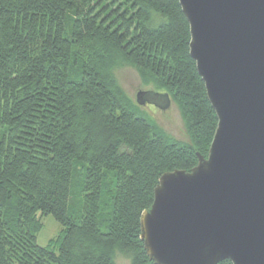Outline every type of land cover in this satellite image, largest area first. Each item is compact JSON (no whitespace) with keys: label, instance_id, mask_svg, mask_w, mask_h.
I'll return each mask as SVG.
<instances>
[{"label":"trees","instance_id":"trees-1","mask_svg":"<svg viewBox=\"0 0 264 264\" xmlns=\"http://www.w3.org/2000/svg\"><path fill=\"white\" fill-rule=\"evenodd\" d=\"M189 39L178 0H0V264H115L116 251L153 264L140 214L163 172L207 155L217 123ZM123 65L168 95L183 139L125 93ZM47 214L62 228L40 246Z\"/></svg>","mask_w":264,"mask_h":264},{"label":"water","instance_id":"water-1","mask_svg":"<svg viewBox=\"0 0 264 264\" xmlns=\"http://www.w3.org/2000/svg\"><path fill=\"white\" fill-rule=\"evenodd\" d=\"M217 118L207 155L163 172L139 217L153 264H264V0H178ZM135 102L164 109L166 93Z\"/></svg>","mask_w":264,"mask_h":264},{"label":"rangeland","instance_id":"rangeland-1","mask_svg":"<svg viewBox=\"0 0 264 264\" xmlns=\"http://www.w3.org/2000/svg\"><path fill=\"white\" fill-rule=\"evenodd\" d=\"M114 76L117 83L125 91V93L135 101L136 93L140 89L142 90H160L159 87L154 86L151 83L145 84L139 77L138 72L131 66L123 65L114 70ZM153 110H152V109ZM150 110L154 113H150L153 118L158 122L162 129L177 139H183L185 137V130L183 122L180 118L179 111L173 102H170L168 107L164 109L157 108L155 105H151ZM146 109V108H145ZM148 110V109H147ZM2 135V129L0 128V137ZM81 174L78 170L76 175L73 176L74 187L77 185V196L74 199L75 207L78 209L80 204V187H81ZM73 187V189H74ZM75 194H71L73 197ZM74 198V197H73ZM76 210V209H75ZM42 229L37 234V244L40 246H46L49 240L60 232L62 225L54 219L51 214L44 215L41 219ZM115 264H131V258L128 253L116 251L114 256Z\"/></svg>","mask_w":264,"mask_h":264}]
</instances>
